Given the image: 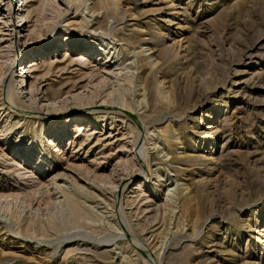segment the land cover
<instances>
[{"label":"rangeland","instance_id":"rangeland-1","mask_svg":"<svg viewBox=\"0 0 264 264\" xmlns=\"http://www.w3.org/2000/svg\"><path fill=\"white\" fill-rule=\"evenodd\" d=\"M64 1L0 0V264H264V0ZM65 168L101 188L88 218L57 204Z\"/></svg>","mask_w":264,"mask_h":264},{"label":"bare ground","instance_id":"bare-ground-1","mask_svg":"<svg viewBox=\"0 0 264 264\" xmlns=\"http://www.w3.org/2000/svg\"><path fill=\"white\" fill-rule=\"evenodd\" d=\"M84 0H65L63 4H66L67 5H72L74 6L75 8V13L77 11V8L79 7V4L83 3ZM85 2V1H84ZM114 3V2H113ZM116 4V3H115ZM22 6V5H21ZM23 9V7H22ZM85 10V9H84ZM83 10V11H84ZM97 10V9H96ZM13 13H18V12H15V10H13ZM81 14L79 15H74L75 21H73V27L74 28H77L78 30L82 29L86 24H87V17H86V14L84 15L83 12H80ZM125 13V12H124ZM78 16V17H77ZM91 16V15H90ZM29 17V16H28ZM96 17V16H95ZM27 18V16H26ZM25 24V22H24ZM174 24V23H173ZM10 26V25H9ZM21 26V25H20ZM13 27H18V25L14 26ZM89 29V28H88ZM101 34V33H100ZM63 41L62 43L69 46V45H72L73 47H75L76 49L80 48L81 46H83L85 49L88 48V46L90 44H92V42H83L81 39L78 40V41H72V38L69 37L68 35H65L63 37ZM112 39V38H111ZM72 43V44H71ZM104 45V48L100 47V51L98 50V52H104V54H100L102 56H104V58L102 59V62L104 61V64H107V67H108V74L110 75V79H114L116 80L115 81V84L116 86L118 87H122L124 89V83L125 81L129 83V69H131L132 66H134V61L130 60V62L125 66L122 62H120V59H117L114 54H115V51L117 49V45H110L111 47L109 48V43H103ZM125 45L123 42H121L120 44V47ZM90 47V46H89ZM82 48V47H81ZM45 50L44 48L42 49V51ZM129 50V49H128ZM127 50V53L130 54V52H128ZM148 50H152V48H148ZM41 51V52H42ZM133 52V51H132ZM138 55V54H137ZM133 56H136L135 54ZM130 57H132V54L130 55ZM50 59V58H49ZM154 60L152 58V56L148 55V56H143L139 62V67H138V63L136 64V66L140 69V72L142 73L147 67H153V65L155 64L154 63ZM73 59L70 60V62L72 63ZM31 62V61H30ZM136 62V61H135ZM29 63V62H28ZM31 64L30 65V68H32V71H30L32 74H34V80L33 82H31L32 85H34L36 83V80L37 78L39 79V81L43 78H46L51 70H52V62H50L48 65H47V68L46 71L40 76V77H37L38 74H35L34 72H38V70L40 68L43 67V65H39V63H37V61L35 62V60H33V62L29 63ZM131 66V67H129ZM106 69V68H105ZM126 70V73H123V71ZM44 71V70H43ZM29 74V73H28ZM31 74V75H32ZM2 77V76H1ZM46 80V79H45ZM21 89V88H20ZM2 91L1 89V86H0V92ZM54 95L52 97H49V100L47 101H54V99L56 98V96L59 97V94H60V90L53 93ZM8 98H11L13 100V91L11 90L10 92H8L7 94ZM57 97V98H58ZM18 100L20 99L19 97H17ZM16 98V99H17ZM56 98V99H57ZM4 100L3 98H1V94H0V117L3 115V114H6L7 118L8 117H11V114L10 112H7V109L9 108H4ZM120 103L116 102L115 104V107L117 108ZM100 108L102 105H99ZM121 107H124L126 110H129V111H133V108L131 107L130 103H127L126 100L125 101H122L121 102ZM31 108V107H30ZM123 108V109H124ZM118 109H121L118 107ZM32 110V109H31ZM19 112H22V113H27V112H24L22 109L19 110ZM78 120V119H77ZM79 121V120H78ZM79 128H81L82 125H78ZM84 131V129L82 130V132ZM146 134V133H145ZM87 139L88 137H90V135L86 136ZM171 134L168 133L167 134V140H171ZM146 139V138H145ZM18 140V138L15 140V142ZM148 140V139H147ZM40 142H41V138H40ZM50 144H52V142H50ZM56 151H59V148L56 149ZM59 153V152H58ZM41 154V152L39 153ZM37 159L39 160V158L37 157ZM70 169L72 170H75L74 168L71 167V165L69 166ZM68 167V168H69ZM68 168H65L64 170H62V172H57L54 177H52V182L51 184H53L54 186L56 185L57 188L59 189V192L62 193V196L64 197L63 200H58L57 204L60 206L61 208V212L62 213H65L67 214L69 217H71L73 220H78L80 218H82V216H88L90 217V213L87 211V209L85 208V205L82 201H80V196H84L85 198H99V197H102L98 192L97 190L95 189L98 186H94L92 185L93 183H85L84 181H82V178H79L78 176H73L69 173H67L66 171L68 170ZM56 178H60L62 180V183L61 184H56L55 183V179ZM159 178V177H158ZM70 180L71 184L74 185L76 187V192H74L73 190L72 191H69L70 189H67L66 186L64 185L65 182L63 180ZM50 184V183H48ZM167 187V191H166V195H165V200L163 202V207L165 208V210L168 212V213H173V210L177 207L176 205V201L172 198L171 196V192H172V189H169V185L166 186ZM56 188V189H57ZM101 189V188H100ZM99 190V189H98ZM187 190V187L183 188V191ZM9 195H6L4 198L5 199H8ZM56 200V199H55ZM187 200H189V196L186 197V195L184 194L183 197L181 196L180 197V201H179V210L180 211H184L185 210V206L186 205V202ZM56 202V201H55ZM54 202V203H55ZM58 206V208H59ZM6 210L9 208V204H6L5 206ZM178 208V207H177ZM39 210L37 209L36 212H38ZM43 216L42 214H39L37 213L36 214V217H41ZM87 217V218H88ZM45 228V227H44Z\"/></svg>","mask_w":264,"mask_h":264}]
</instances>
